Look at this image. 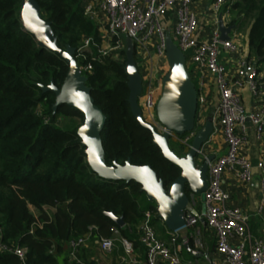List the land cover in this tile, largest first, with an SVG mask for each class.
Returning a JSON list of instances; mask_svg holds the SVG:
<instances>
[{"label":"trees","instance_id":"1","mask_svg":"<svg viewBox=\"0 0 264 264\" xmlns=\"http://www.w3.org/2000/svg\"><path fill=\"white\" fill-rule=\"evenodd\" d=\"M21 1L0 0V264H79L69 259L70 239L90 233L121 243L115 227L135 247L142 245L134 232L146 210L157 211L156 201L135 180L106 179L92 170L77 133L84 114L68 104L54 111V92L39 85L52 79L60 85L69 64L23 29ZM38 1L59 46H75L79 64H92L83 73L107 114L102 131L107 162L149 163L169 185L181 169L133 115L125 61L98 51V27L94 17L84 14L83 0ZM230 9L232 23L249 22V55L264 62V0H236ZM85 34H93L92 45L81 51ZM116 37L114 42H120L124 36ZM60 116H77L82 122L65 127L58 124ZM172 141L179 145L177 153L184 154L187 145L171 138L172 148ZM106 211L123 216L125 225ZM1 244L26 247L25 256Z\"/></svg>","mask_w":264,"mask_h":264},{"label":"built area","instance_id":"2","mask_svg":"<svg viewBox=\"0 0 264 264\" xmlns=\"http://www.w3.org/2000/svg\"><path fill=\"white\" fill-rule=\"evenodd\" d=\"M235 0H213L212 11L215 19L220 11L230 13L231 4ZM193 0H85L84 13L90 16L100 15L103 18L104 36L110 40L115 35H127L138 45H142L150 37H156L155 49L159 56L166 57L167 29L163 17L171 9H175V34L178 46L189 56L199 72L211 73L219 91L217 107L218 117L214 120L220 124L225 141V150L215 155L208 165V185L202 192L205 210H199L190 195L187 209L184 213L186 226L196 225L206 219L216 235V250L225 257L228 264H264V239L255 237L248 230L249 214L238 206L228 204L229 193L223 187V171L231 169L244 181H251L259 175V184L264 194V157L253 161L241 151L240 146L247 140L248 121L255 126L256 135L262 137L264 133V98L260 95L264 86V68L259 67L257 60L246 53L243 43L239 42L237 34L230 33V37L223 39L219 27L207 39L196 35L199 26V16L192 8ZM224 14V13H223ZM96 18V17H95ZM112 43V44H111ZM110 43V51L102 54H113L122 61L121 43ZM91 46L90 37H85L80 46L84 51ZM226 54L234 55L236 68L232 72L226 61ZM237 54V55H236ZM100 58V56H97ZM82 72L91 69L90 62L80 65ZM143 89L140 95V104L145 118L155 124L163 132L165 126L158 120L156 102L162 89V78L153 82L146 73L143 77ZM201 86L197 88L198 97L201 95ZM248 86L258 106L248 110L243 101L241 89ZM193 130L184 135L171 132V137L190 146L195 135L198 122ZM201 158L207 153L201 148ZM152 211L146 210L137 225L138 238L146 251L147 264H193L185 260L180 251L184 245L190 243V237L184 236L174 244L167 243L159 237L154 224L151 222ZM114 231L119 233V228ZM127 254L134 251V242L126 236L120 237ZM86 241L85 235L72 238L69 241V259L79 264H89L82 259L79 252ZM101 247L109 250L114 245L113 237L102 236ZM2 247L14 250L21 258L25 256L26 247Z\"/></svg>","mask_w":264,"mask_h":264},{"label":"water","instance_id":"3","mask_svg":"<svg viewBox=\"0 0 264 264\" xmlns=\"http://www.w3.org/2000/svg\"><path fill=\"white\" fill-rule=\"evenodd\" d=\"M20 20L23 29L31 32L41 47H47L60 54L69 64L67 73L60 85L52 79L50 83H39L44 92L52 91L55 95L52 107L68 104L77 107L84 114V121L78 126L77 133L85 146L87 161L99 176L111 180H135L150 199L156 201L160 218L171 231L186 227L184 218L190 195L201 194L208 185V165L214 154L201 158L199 150L214 131V118L209 115L205 122L197 127L190 146L180 155L171 147V132L178 134L189 132L197 126L198 90L187 67L185 52L174 40L167 36L166 54L169 68L162 80L161 93L156 102L158 120L165 126L161 132L155 124L148 121L142 111L140 95L143 79L138 68L134 45L127 37L125 71L130 89L129 103L133 115L153 134V141L171 162L177 164L181 171L177 177L166 185L151 164H136L127 159L124 163L114 160L108 163L103 144L102 131L107 122V114L95 102L92 88L87 84V76L82 72L75 55L76 47L67 44L61 47L51 20L43 17L38 0H22ZM218 26L223 39L229 38L236 23L227 24L223 11L218 14ZM106 213L120 226L125 225L123 216L112 211Z\"/></svg>","mask_w":264,"mask_h":264},{"label":"crops","instance_id":"4","mask_svg":"<svg viewBox=\"0 0 264 264\" xmlns=\"http://www.w3.org/2000/svg\"><path fill=\"white\" fill-rule=\"evenodd\" d=\"M212 1L213 0H193L192 3V8L199 16V26L196 31V35L201 39L209 38L212 35V32L219 27L218 18L215 19V15L212 11ZM83 3H85V0H83ZM223 13L225 22L227 24H232L230 21L232 16L231 11L230 13ZM95 17L99 36L102 37L105 32V27L103 26L104 20L100 15ZM175 20V9L171 8L166 15H164L163 21L167 29L168 36H170L174 42L177 43ZM233 23H236V27L232 29L231 33H238L239 37L237 40L243 43L246 53L249 54L247 43L248 29L245 33L243 30L245 27L244 25L239 26L237 22ZM246 23H248V21ZM123 36L124 38L126 37L125 39L129 37L127 35ZM155 43L156 37H150L142 45H138L133 40L134 56L141 75L143 77L146 73H148L154 83L161 78L163 80V77L168 70L167 55L166 57L159 56L155 49ZM185 55L187 67L196 84V87L199 88V86H201V82L203 81L202 89L200 90L201 95L198 97V122L201 123L202 120H206L211 114L217 118L219 91L213 75L207 71L204 73L199 72L190 58L188 51H185ZM225 59L229 68L233 72L236 68V58H234V55L232 56L231 54H226ZM257 63L259 67L264 68V62H258L257 60ZM241 92L243 101L248 110L258 106V99H255L248 86H244L241 89ZM260 95L264 98V86L261 87ZM202 148L207 154L212 153L214 155H218L225 150L223 131L217 120H214V131L210 135L209 139L203 144ZM240 149L254 162L259 158L264 157V133L262 137H258L256 135L255 126L252 122L248 123L247 140L240 146ZM222 179L223 187L229 193V199L227 201L228 204L238 206L248 213L249 232L255 237L264 239V194L260 188L258 173L251 181H244L237 175L236 171L225 169L223 171ZM193 199L199 210H205L202 195L198 199L194 195ZM152 217H155L154 226L159 237L167 243L174 244L181 241L184 236L190 237L191 244L184 245L180 254L182 257L184 253H189L195 256L193 264H228L225 257L222 254H219L216 250V235L206 219L200 220L196 225L186 226L178 231H171L164 223L163 219L159 217L158 211H153L151 219ZM116 234L117 238L120 239L121 235L119 233ZM134 235L138 236V229H136ZM85 237L86 241L81 247L79 254L82 259L89 264H91V262H95L97 264H147L146 251L142 245H137L135 247L134 244L133 253L127 254L122 242L114 244L109 250H104L101 247L100 238H95L90 233L85 234ZM131 240L134 242L133 239Z\"/></svg>","mask_w":264,"mask_h":264},{"label":"rangeland","instance_id":"5","mask_svg":"<svg viewBox=\"0 0 264 264\" xmlns=\"http://www.w3.org/2000/svg\"><path fill=\"white\" fill-rule=\"evenodd\" d=\"M236 1V0H235ZM234 1V2H235ZM233 2V3H234ZM85 14V13H84ZM85 15H87V14H85ZM87 16H90V15H87ZM236 16V15H235ZM239 16V15H238ZM95 22H96V19H95ZM96 24H97V22H96ZM248 24H249V22L248 23H246V24H244V28H243V30H244V32L246 33V31H247V29H248ZM98 27V26H97ZM84 36H86V37H90V38H92L93 39V34H85ZM83 36V37H84ZM116 36H120V35H115L114 37H111L110 38V40L107 38V36H99V34H98V38L100 39V41H99V48H101L103 51H110V49H111V47H110V43H111V41H113L114 42V38L116 39L117 37ZM126 38V37H125ZM124 37H120V39H121V41H120V43H121V48H120V53H121V55L123 56V60L121 61V62H123V61H125V63H126V60H127V56H126V47H127V39H125ZM126 44H125V43ZM112 44V43H111ZM91 45H92V43H91ZM169 68V64H168V61H167V69ZM82 122V119L80 118V117H77V116H70V117H65V116H60V118H59V120H58V124L59 125H62V126H65V127H75V126H77L78 124H80ZM250 121H248V123H249ZM174 139V138H173ZM172 145H173V149H176V150H179V145L178 144H176L175 142H173L172 141ZM177 152V151H176ZM195 196H196V198L198 199L201 195H202V193L201 194H194ZM36 211V210H35ZM183 257H184V259L185 260H188V261H192V262H194L193 260H195V256H193V255H191V254H189V253H184V255H183Z\"/></svg>","mask_w":264,"mask_h":264}]
</instances>
